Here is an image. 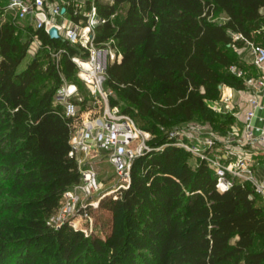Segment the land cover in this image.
Segmentation results:
<instances>
[{
  "label": "trees",
  "instance_id": "trees-1",
  "mask_svg": "<svg viewBox=\"0 0 264 264\" xmlns=\"http://www.w3.org/2000/svg\"><path fill=\"white\" fill-rule=\"evenodd\" d=\"M5 3L0 0V264H264V198L248 181L220 191L206 161L189 162L192 153L169 133H157L179 121L214 123L223 87H245L230 71L239 60L232 48L247 40L264 46V35L262 43L254 35L264 28V0H95L104 18L95 44L113 41L122 56L109 63L104 85L128 103L122 113L153 132V149L135 159L130 187L119 198L99 197L110 213L106 238L48 223L62 193L80 181L69 153L82 116H66L55 101L65 82L79 87L72 60L79 46L15 21ZM80 11L66 6L71 20L84 24ZM216 11L225 22L211 18ZM235 33L245 39L234 41ZM35 40L38 55L22 68ZM59 49L66 51L57 58Z\"/></svg>",
  "mask_w": 264,
  "mask_h": 264
},
{
  "label": "built area",
  "instance_id": "built-area-1",
  "mask_svg": "<svg viewBox=\"0 0 264 264\" xmlns=\"http://www.w3.org/2000/svg\"><path fill=\"white\" fill-rule=\"evenodd\" d=\"M83 7H85V3H75L76 13L78 9H81L80 12L86 16L84 24L73 22L64 25L56 23L51 17L64 16L66 6L53 4L49 0H6L2 6L6 13L13 16L15 21L28 23L37 28H45L48 33L52 26H56L60 38L82 46L89 51L87 59H83L77 54L72 56V60L79 69V75L91 85L92 90L102 93L106 107L101 116L87 119L73 130L70 137L71 150L69 155L78 164L80 181L62 193L60 197V201L63 200L62 204L59 202L57 211L48 221L49 224L57 223V226L67 224L82 231H84L82 227L73 224V217L79 213L90 217L89 211L92 206H95L92 196L97 191L103 190L99 172L95 166L91 165L90 158L102 151L107 155L119 177L115 185L100 191L99 197L113 196L119 198L130 187L132 166L135 159L153 149L148 144L149 132L140 128L130 114L112 109L108 103L107 96L103 92L106 70L111 60L120 59L122 56L104 47L106 45L98 46L95 44L96 26L104 22V18L98 13L95 0H92L91 7L87 11ZM40 14H47L48 18L43 19ZM240 39H245L243 34H233L234 41ZM34 44L39 45L38 40H35ZM246 44L252 49L254 63L264 73V46L248 40ZM65 51V49H59L53 54L58 58L59 54ZM83 61H87L90 67H84ZM258 85L264 87V79L259 80ZM77 91L78 87L75 84L65 82L56 92L55 101L63 106L68 117L77 116L80 112L74 100ZM253 116L254 112L252 111L248 117L251 119ZM183 132L185 134L181 128L171 130L169 134L172 143L206 161L216 173V185L220 191H227L236 183L248 181L253 185L255 193L264 198V180H260L256 174L254 153L243 150L234 161L230 158L231 154H236L234 149L228 150L223 156L212 153V149L218 143L216 137L201 136L198 137L197 142L190 143L181 138ZM244 141L247 144L254 142L264 144V131L261 135H254L251 125L248 123ZM165 145L158 147V149H162ZM231 147L233 146L229 144L228 148ZM241 148L243 149V146ZM83 198H86V201H83L85 200Z\"/></svg>",
  "mask_w": 264,
  "mask_h": 264
},
{
  "label": "rangeland",
  "instance_id": "rangeland-1",
  "mask_svg": "<svg viewBox=\"0 0 264 264\" xmlns=\"http://www.w3.org/2000/svg\"><path fill=\"white\" fill-rule=\"evenodd\" d=\"M85 7H83L84 9ZM213 20L218 22H225L226 21V15L222 11H216L214 12L213 16L211 17ZM65 20L60 17L58 19V22H64ZM83 22H81L82 24ZM255 35V40L259 43H262V35H264V28L261 29V33L257 31V34ZM25 39V38H23ZM111 50L113 53L116 52V49L113 46V41H108L106 43V46H104ZM82 46H79V55L83 57V59H87L86 54V48ZM244 48H235L237 52V57L239 58L238 61H236L230 71L231 73L237 75L238 77H242L243 79L247 78L249 75L254 76H260L261 73L259 69H257L254 64L250 62V60L245 59L246 52L249 51L248 49L244 54L241 53L242 49ZM36 44H33L32 47H30L29 53L27 57L25 58L22 68H24L28 62L31 61V59L38 53L36 52ZM86 49V50H85ZM111 60V59H110ZM112 61V60H111ZM241 73V75H238ZM80 82L78 83V91L77 96L75 98V101L77 103V107L81 113L82 116V122L93 118L101 116L105 110L106 102L104 100V97L102 93L99 91L94 92L92 90L91 85H89L80 75ZM103 92H105V95L107 96L108 103L112 109H117L120 112H123L124 109L128 107V103L124 101L121 97L118 96V94L115 91H112L108 89L105 85H103ZM89 106H93V108H90ZM214 109L216 110L214 115L215 122L214 123H204L203 120L197 118L194 121L191 122H185V121H179L176 124H166L161 125L162 132H157L159 135H165L167 133H170L171 130L175 128H181L185 131L182 133L181 138L190 143H195L198 141V137L201 136H211L216 137L218 139V143L215 145V147L212 149V153L220 154V155H226V152L229 150H233L235 146H243V150L248 151L252 149L251 144H247L244 141V129L243 127L237 123L236 118L235 120H231L229 118V115H233L234 111L230 110L223 102V99H221L217 104L214 105ZM222 123V124H221ZM139 127H142L141 124H138ZM150 134V137L148 139V144L150 145V140L153 138V132L148 131ZM189 135V136H188ZM231 145L233 147L228 148V145ZM180 147V146H179ZM184 149V148H183ZM186 150V149H185ZM187 151V150H186ZM262 153V152H261ZM234 155L237 156V154H231V159L234 157ZM262 155V154H261ZM233 156V157H232ZM189 162L196 163V155H190ZM234 160V159H232ZM235 161V160H234ZM91 165L95 166L99 172V179L102 182V189H109L113 185H115L118 180V174L116 173V170L114 169L113 165L110 163L109 159L107 158V155L103 153L102 151L99 152L98 155L93 156L90 158ZM97 191V193L93 194V202L95 206H92V208L89 211V216L87 217L85 215L76 214L75 217H73L74 225L77 227H82L86 235H90L92 231H94L98 236L102 238H106L110 228V213L105 207H101L99 204V194L100 191ZM84 197V196H83ZM95 198V199H94ZM86 201V198H83ZM62 199L60 201V204H62ZM51 227L58 229L61 228V226H57V223H50Z\"/></svg>",
  "mask_w": 264,
  "mask_h": 264
},
{
  "label": "crops",
  "instance_id": "crops-1",
  "mask_svg": "<svg viewBox=\"0 0 264 264\" xmlns=\"http://www.w3.org/2000/svg\"><path fill=\"white\" fill-rule=\"evenodd\" d=\"M53 4H60L63 6H67L72 4L75 7L76 2L86 3L87 0H49ZM76 9V8H75ZM264 13V8L262 9ZM40 17L43 19L48 18L47 14H40ZM62 17L65 21L58 22V19ZM56 23L68 25L73 23L70 16L65 12L64 16H56L51 17ZM248 49V52L246 50ZM246 52L245 59L250 60L254 66L257 65L254 63V54L252 49L247 44L242 49L241 53L244 54ZM261 75L254 76L249 75L244 79L245 87L242 89H237L229 86L223 87V102L230 109L233 110V115L236 118L238 124H240L244 129V135L246 132V128L248 123L251 125V130L254 135H261L264 131V87H260L258 85V81L264 79V73L259 69ZM227 99V100H226ZM254 112V116L249 119L248 115L250 112ZM243 145V144H242ZM240 145L234 147V151L237 154L234 155L232 159L236 160L238 155H240L243 151ZM252 149L245 152H252L255 154L256 158V174L260 180H264V144L254 142L251 144ZM262 152V153H261ZM262 154V155H261Z\"/></svg>",
  "mask_w": 264,
  "mask_h": 264
},
{
  "label": "water",
  "instance_id": "water-1",
  "mask_svg": "<svg viewBox=\"0 0 264 264\" xmlns=\"http://www.w3.org/2000/svg\"><path fill=\"white\" fill-rule=\"evenodd\" d=\"M49 34L52 38H60L59 30L56 26H52L49 30Z\"/></svg>",
  "mask_w": 264,
  "mask_h": 264
},
{
  "label": "bare ground",
  "instance_id": "bare-ground-1",
  "mask_svg": "<svg viewBox=\"0 0 264 264\" xmlns=\"http://www.w3.org/2000/svg\"><path fill=\"white\" fill-rule=\"evenodd\" d=\"M83 65H84V67H90V65H89V63L87 62V61H83ZM85 77H86V75H85ZM87 78V77H86ZM88 79V78H87Z\"/></svg>",
  "mask_w": 264,
  "mask_h": 264
}]
</instances>
